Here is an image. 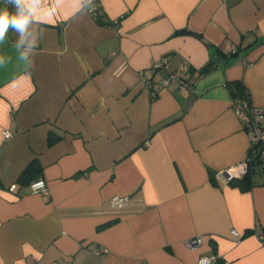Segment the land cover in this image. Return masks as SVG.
<instances>
[{
    "label": "crops",
    "instance_id": "0c3cea01",
    "mask_svg": "<svg viewBox=\"0 0 264 264\" xmlns=\"http://www.w3.org/2000/svg\"><path fill=\"white\" fill-rule=\"evenodd\" d=\"M97 5L30 0L0 37V264H264V160L247 190L214 177L250 152L227 83L264 110V0ZM172 72L188 85L161 87Z\"/></svg>",
    "mask_w": 264,
    "mask_h": 264
},
{
    "label": "built area",
    "instance_id": "2783aa9c",
    "mask_svg": "<svg viewBox=\"0 0 264 264\" xmlns=\"http://www.w3.org/2000/svg\"><path fill=\"white\" fill-rule=\"evenodd\" d=\"M98 2L99 0H86V5L91 12H95ZM230 51H236L234 46L231 45ZM166 62L167 59L165 56H163L152 64L151 69H159L163 67ZM143 73L144 72H141L142 79L149 84V81L146 77L143 76ZM173 81L178 82L183 87L188 85V83L184 79H182L179 73L172 72L160 80V86L166 87ZM150 95L152 97H157L158 87L151 88ZM232 108L243 122L244 130L250 140V149L252 148V146L259 142L264 143V122H262L264 121V110L253 106L252 103L248 104L246 98H232ZM3 135L5 138H7L11 135V131L6 129L3 131ZM261 157L264 158V151H262ZM252 161V157L248 153V156H246L244 160L232 166H229L223 170H218L215 173V178L221 179L224 184H229L230 180L242 177L248 171ZM29 187L31 191L40 193L42 195H48L49 193L46 182L43 179H38L31 182ZM127 198V195H115L110 200V206L112 208H120L126 202ZM230 232L234 238L239 239L242 236L234 228H232ZM204 237V235L190 236L184 239V246L188 249L195 248L203 242ZM258 238L261 244H264V232L259 233ZM215 258V255H200L196 260V264H214Z\"/></svg>",
    "mask_w": 264,
    "mask_h": 264
},
{
    "label": "trees",
    "instance_id": "16d2710c",
    "mask_svg": "<svg viewBox=\"0 0 264 264\" xmlns=\"http://www.w3.org/2000/svg\"><path fill=\"white\" fill-rule=\"evenodd\" d=\"M97 7H98V5H97ZM97 7L95 9V12H97V10H98ZM95 16H96V20L101 22L100 17L97 14H95ZM184 33H192V31H190L186 28H182V29L176 30V32H175V34H184ZM236 52H237V50L235 52H231V53L236 54ZM165 65L166 64H164V66ZM212 66H213V61L210 60L200 73H203V72L209 70ZM227 87L229 89V92H230L232 98H235V99H243V98L245 99L246 98V100L248 101V104L249 103L251 104L249 92L245 88V86L243 85L241 80L230 81L227 83ZM154 98H156V97H152V99H154ZM57 139H58L57 136L50 134L48 137V143H53ZM262 151H264V143L259 142V143L255 144L254 146H252V148L250 149L249 155H251L253 161L251 162L248 171L242 177L234 178V179L230 180L229 181L230 185L238 186L242 190H247L251 187V185H252V180L250 177L251 176V170L255 164L264 160V158L261 157ZM37 166H38V163L36 161H32L26 167V169L23 171L22 175L23 174L25 175L28 171H30L31 169H33ZM214 177L212 176L210 178L213 183H215V180H216Z\"/></svg>",
    "mask_w": 264,
    "mask_h": 264
},
{
    "label": "clouds",
    "instance_id": "9594fccd",
    "mask_svg": "<svg viewBox=\"0 0 264 264\" xmlns=\"http://www.w3.org/2000/svg\"><path fill=\"white\" fill-rule=\"evenodd\" d=\"M15 6V12L10 13L8 8L0 10V37L4 35L9 25L13 28L23 31L29 22L30 0H6ZM26 9L28 12L26 13Z\"/></svg>",
    "mask_w": 264,
    "mask_h": 264
}]
</instances>
